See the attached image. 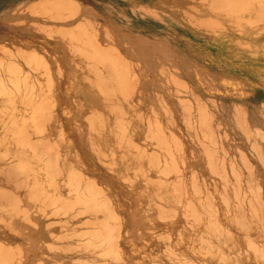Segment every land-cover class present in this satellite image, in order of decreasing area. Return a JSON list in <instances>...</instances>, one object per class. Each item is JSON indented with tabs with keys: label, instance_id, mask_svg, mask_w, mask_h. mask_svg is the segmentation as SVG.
Returning <instances> with one entry per match:
<instances>
[{
	"label": "crops",
	"instance_id": "crops-1",
	"mask_svg": "<svg viewBox=\"0 0 264 264\" xmlns=\"http://www.w3.org/2000/svg\"><path fill=\"white\" fill-rule=\"evenodd\" d=\"M55 17L57 20L54 19ZM87 48L90 51H87ZM88 56L89 58H87ZM83 57H86L85 60ZM86 59L89 60L86 61ZM94 69L97 71L94 72ZM109 72L112 74L109 75ZM44 73L46 74L44 75ZM83 79L85 80L83 81ZM118 83H122L123 85L120 86L124 88H120ZM117 84L119 88L116 87ZM103 88L108 90L105 92L106 96L105 94L98 95V92L103 93ZM111 93L114 94V98L110 97ZM41 95L42 97H40ZM116 96L121 100H117ZM121 101L123 103H120ZM181 101L183 102L181 103ZM49 103L50 105L54 104L49 107ZM122 105L124 107H120ZM125 107L126 110H124ZM33 116L37 120L40 117L38 121L35 120L37 124ZM6 118H12L15 123H12V119L10 123ZM26 119L28 120L26 121ZM146 119L150 122H147ZM17 120L19 121L17 122ZM85 120H90L94 126L101 124L102 128L97 126L95 128L98 129H93L94 134L99 132L100 138L104 139L105 137V140H111V143L103 139L97 140L99 137L96 138L92 133L91 135V129L87 128L91 124L87 126L89 122L85 123ZM28 123L34 125L35 127L32 126V128L36 130L31 129L30 125L27 126ZM10 124L11 126L15 125L17 129L11 127ZM22 124L24 125L22 126ZM36 125L38 126L36 127ZM21 128L23 129L21 130ZM16 130H19L17 133L21 134L18 135L19 141L17 135L15 138L13 134ZM125 130H127L126 134L122 135ZM120 131L122 132L119 136ZM32 132L34 135H41H35V138ZM11 134L14 136L13 140ZM145 134L148 136H142ZM33 137L36 140H33ZM149 138L150 140H147ZM156 138L160 140L159 143L155 142ZM206 138L208 140H204ZM15 139L18 141V145L16 142H12ZM21 141L23 142L21 143ZM25 141H29V145ZM102 141L106 144H103L104 147ZM20 143L24 145L21 146ZM108 143L110 146L106 148ZM37 145L39 146L37 147ZM155 145L157 148L154 147ZM162 145L167 149L163 150L165 147ZM111 146L112 148L109 149ZM0 147V152L2 151L0 155L4 156L1 155L4 159L0 158V167L2 166L0 168V247L5 252L0 250V264H37L39 262L41 264H79V262L80 264L87 262L88 264H177L174 260L178 257L180 259L177 260H181L182 256L186 257L184 261L189 259V263L186 261L188 264H264V0H0ZM29 147L31 151L28 150ZM135 148L139 151H136ZM89 149L94 150L95 154H99L94 155L93 151L91 152ZM121 150L126 151L121 152ZM144 151L148 152L147 155L151 153L153 159L149 157L150 155L147 156ZM126 152H128L127 155ZM39 153L47 155V159H43L45 156L39 155ZM120 153L121 158L119 157ZM132 153L134 157L136 156L133 158L137 160H135L137 164L134 163L136 167L133 168L134 160L128 158ZM110 154L115 158L110 157L112 161L108 158ZM160 154H164L165 157ZM140 155L146 157L142 159L144 164L139 161V158H142ZM41 156L43 157L41 158ZM157 156L159 159H155ZM38 157L44 160L45 163L41 160L42 165H46L43 166L44 169L47 166L54 169L47 168L45 171H49L43 173L42 165L38 166ZM32 159L35 162H31ZM146 159L152 161L146 162ZM46 160L48 161L46 162ZM154 160L156 162L158 160V162L156 163ZM33 162L38 164L33 165ZM118 162L121 168H118ZM148 162L149 164L152 162L154 165L152 163L151 165L154 167L149 164L148 166ZM15 163L19 166L21 164L22 167H17ZM105 163L108 168V164L114 168H110L109 171ZM114 163L118 164L113 166ZM163 163L169 166L163 167ZM126 164H130L129 168L132 169L130 170ZM155 164L160 165L156 167ZM143 166L144 168H142ZM36 167L38 172L35 171ZM162 167L165 172L161 169ZM21 168L25 169H22L21 172ZM117 169L120 173L116 171ZM70 170L71 172H69ZM106 170L113 171L109 173ZM114 171L117 173L115 174ZM133 171L139 173V177H136ZM161 171L163 175L168 172L167 177L164 175L162 178V174L158 176L162 173ZM34 173L35 176L32 175ZM44 175L51 179L48 178L46 187L44 184L47 180ZM133 175L136 179L133 178ZM37 176L41 177L40 180ZM53 176L57 177L53 178ZM67 177L74 181V183L72 182L73 186L68 184L70 181L67 180ZM141 177L143 178L141 179ZM122 178L125 183L122 182ZM125 178L131 181V185L129 182V184L126 183ZM178 178L180 179L178 180ZM33 180L37 182H33V184ZM158 180L163 182H158ZM38 181L41 185L44 183L45 190ZM82 181L83 183H80ZM150 181L155 182L154 187L160 184L161 187L153 188ZM21 183L27 184V188ZM84 183L88 188H91L90 190L93 188L96 190L99 187L102 191H99V188L97 191L101 194H97L94 190H92L93 193L85 190L90 194L87 195L88 193L83 190L87 189ZM148 183L150 184L148 185ZM36 184L38 187L35 188V191ZM67 184L68 186H66ZM88 184H92L93 188ZM54 185L58 187L54 188ZM162 185L164 186L162 187ZM22 186H24V190ZM48 186L53 188L54 192ZM28 187L31 190H28ZM67 187L69 191L71 187H74L71 189L72 192L75 188H79L81 194L75 189L76 194L74 193V195L76 196L73 197V193H70ZM243 187L244 189H242ZM145 188L152 190L153 196L150 194L151 191L145 193ZM160 188L161 191H159ZM47 189H50V193L47 192L49 191ZM56 189H58V195L61 193L60 198L56 197ZM44 191L47 193H43ZM32 192L36 196L38 193L41 194L36 197ZM82 192H84L83 197L88 196L84 200L81 196ZM1 193H5L6 196ZM30 193L33 197L28 199L31 196ZM78 193L81 200L77 196ZM94 193L95 195H93ZM96 194L97 197L100 196L99 199ZM235 196L237 197L235 198ZM34 197L36 199H33ZM61 197L70 202L68 211L65 209L67 203L63 202L64 207L61 208L64 209H62L64 213L59 210L58 205L54 207L57 204L55 201H58V204L62 203ZM72 197L74 203L71 202ZM101 197L107 199L108 203L105 204L106 200L104 203L99 202ZM15 198L17 199L15 200ZM39 198L44 202L47 198L46 202L50 201L51 203L54 199L55 204L49 202L51 204L49 206L48 203L49 209L47 210L51 208V212L46 210L47 205L46 208L43 207L46 202L43 203ZM76 199L78 203H76ZM89 199L95 201L92 202ZM160 200H163V204ZM79 201H84L86 206L89 202L92 205L89 204L90 207H86L82 204L83 207H81ZM198 201L201 203H197ZM12 203L15 206L18 205L16 210ZM93 203H95L94 206ZM99 203L100 207L103 204L112 206H108L107 210L112 212V214L109 213L111 216L115 215L117 219L119 218L116 223L112 222L115 220L114 216L107 217V213L103 212L107 206L103 205L104 208L101 209L102 207L97 206ZM75 204L78 205L75 206ZM189 205L191 206L189 207ZM73 206L76 208L72 209ZM156 206L160 209L155 208ZM199 206L201 207L199 208ZM205 206L206 208H204ZM21 208L23 209L22 213ZM90 208L93 210L90 211ZM165 208H170L174 212L169 213L167 209L165 212ZM202 208L204 211L201 210ZM17 209L21 210L18 215ZM99 209L102 210V213ZM72 210L75 211L71 212ZM82 210H85L87 214L85 215ZM194 210L195 217L196 215L201 216L199 213L202 214L201 218L197 217L199 221L192 217ZM214 210L217 211L216 214ZM58 211L62 213V216H66V212L68 215L59 217L61 215H57ZM155 211L158 212L155 214L156 216L153 215ZM239 211L243 213L241 214ZM48 212L55 216L51 215L50 217ZM213 214L217 215V222L214 220V223L209 221L213 220L211 217ZM181 216H191L192 218L184 219ZM106 217L107 219H105ZM160 217L165 218L161 219ZM58 218L60 221L65 219L66 223L64 221L59 223ZM84 219L89 220L87 222ZM82 221H86V223ZM188 221H191V224ZM52 222L58 223L60 227L58 224L54 225L53 223L52 225ZM81 222L82 225L84 224L83 227H81L82 225L76 227ZM98 223L99 227H103L100 229L101 234L105 233L102 234L105 236V238L102 236V239L105 240L100 239ZM32 224H34V228ZM235 224H238L239 227ZM254 225H257V229ZM95 226L97 230L99 229L98 231ZM88 227L92 230L90 231ZM222 227L227 230H223ZM205 228L210 229L207 231L212 234L211 236L205 231ZM78 230L80 232H77ZM82 230L83 232H81ZM84 231H88L87 234ZM109 232L115 235L114 237L118 235L115 242H113L115 238L110 237ZM73 233L76 236L73 235L72 238ZM82 233L85 237L83 239H81ZM224 234L225 237H222ZM75 237L77 239H74ZM78 238L80 240L76 242ZM98 240L103 245L98 242L96 244ZM202 240L206 241L202 242ZM246 240L249 242L246 243ZM90 241L91 243H89ZM92 241L93 247L95 245L93 249L99 248L98 250L94 251L91 248ZM59 243L62 246H59ZM74 243L76 245L73 247L76 250L71 252L69 249L70 253L66 251V247L70 248ZM108 243L113 244L114 247ZM49 244L53 246L52 249L49 248ZM79 245L82 247L81 251L77 249ZM104 245H107L108 248L105 249ZM63 246L65 248L61 249ZM110 246L113 248V253L110 254L109 251L106 254L108 249L111 250ZM248 248L249 250H247ZM252 248L253 250L256 248L257 251L254 252ZM116 249L118 250L116 251ZM71 250L73 249L71 248ZM91 251L94 255H90ZM115 251L117 253H114ZM101 252L104 253L102 254L104 256L99 254L102 256L99 259L95 254ZM163 252L166 254H162ZM164 256L169 257V262L167 259L165 260ZM113 257H119V260L113 259ZM182 263L184 262L182 261Z\"/></svg>",
	"mask_w": 264,
	"mask_h": 264
},
{
	"label": "bare ground",
	"instance_id": "bare-ground-1",
	"mask_svg": "<svg viewBox=\"0 0 264 264\" xmlns=\"http://www.w3.org/2000/svg\"><path fill=\"white\" fill-rule=\"evenodd\" d=\"M235 5H236V4H235ZM233 6H234V4H233ZM252 8H253V7H252ZM60 17H61V16H60ZM54 19L57 20L56 17H55ZM73 31H74V30H73ZM78 31H79V30H78ZM65 34H66V33H65ZM65 34H64V35H65ZM48 36H49V35H48ZM66 36H67V35H66ZM61 37H62V36H61ZM72 43H73V42H72ZM76 44H77V43H76ZM67 48H68V46H67ZM76 48H77V47H76ZM69 49H70V48H69ZM72 49H73V47H72ZM72 49H71V52H72ZM75 50H76V49H75ZM88 50H89V49L87 48V51H88ZM89 51H90V50H89ZM15 52H16V51H15ZM15 52H14V54H15ZM91 52H92V51H91ZM18 53H19V51H18ZM18 53H17V55H18ZM72 53H73V52H72ZM89 53H90V52H89ZM95 54H96V53H95ZM15 55H16V54H15ZM77 55H78V54H77ZM12 56H13V55H12ZM12 56H11V57H12ZM91 56H92V55H91ZM16 57H17V56H16ZM30 57H31V56H30ZM92 57H93V56H92ZM81 58H82V57H81ZM84 58H86V57H83V60H85ZM87 58H89V56H88ZM14 59H15V58H14ZM20 59H21V58H20ZM88 60H89V59H86V61H88ZM94 60H97V59H94ZM101 60H102V59H101ZM101 60H100V61H101ZM15 61H16V60H15ZM43 61H44V59H43ZM100 61H99V62H100ZM104 61H105V60H104ZM12 62H13V61H12ZM93 62H94V61H93ZM97 62H98V61H97ZM31 63H32V62H31ZM104 63H105V62H104ZM104 63H102V64H104ZM106 63H108V62L106 61ZM16 64H17V63H16ZM41 64H42V63H41ZM45 64H46V63H45ZM99 64H101V63H99ZM14 65H15V64H14ZM107 65H108V64H107ZM121 65H122V64H121ZM110 66H111V65H110ZM47 67H48V66H47ZM106 67H108V66H106ZM115 67H116V66H115ZM26 68H27V67H26ZM108 68H109V67H108ZM108 68H107V69H108ZM123 68H124V67H123ZM21 69H22V68H21ZM35 69H36V68H35ZM38 69H39V68H38ZM47 69H48V68H47ZM103 70H104V69H103ZM32 71H33V70H32ZM41 71H42V70H41ZM57 71H58V70H57ZM96 71H97V70H96ZM96 71H95V69H94V72H96ZM99 71H100V70H99ZM99 71H98V72H99ZM114 71H115V70H114ZM128 71H129V70H128ZM98 72H97V73H98ZM105 72H106V71H105ZM127 73H129V72H127ZM45 74H46V73H44V75H45ZM108 74L111 75L112 73L110 74V72H109ZM38 75H39V74H38ZM40 75H42V74H40ZM109 75H108V76H109ZM29 76H30V75H29ZM36 76H37V75H36ZM108 76H107V78H108ZM112 76H113V75H112ZM21 77H22V76H21ZM118 77H119V76H118ZM39 78H40V77H39ZM109 78H110V77H109ZM128 78H129V77H128ZM34 79H35V78H34ZM105 79H106V78H105ZM110 79L112 80V78H110ZM29 80H30V79H29ZM45 80H46V79H45ZM84 80H85V79H83V81H84ZM111 80H110V81H111ZM105 81H106V80H105ZM115 81H116V80H115ZM106 82H107V81H106ZM113 82H114V81H113ZM128 82H129V81H128ZM128 82H127V83H128ZM108 83H110V82H108ZM115 83H117V82H115ZM28 84H29V83H28ZM32 84H33V83H32ZM118 84H119V83H118ZM118 84H117V86H116L117 88H119V87H120V88H124L123 86H122V87L120 86V85H123L122 83L119 84V87H118ZM31 87H32V86H31ZM101 87H102V86H101ZM104 87H105V85H104ZM116 87H115V88H116ZM128 87H129V86H128ZM131 87H132V86H131ZM106 88H107V87H106ZM132 88H133V87H132ZM134 88H135V87H134ZM96 89H98V88L96 87ZM96 89H95V90H96ZM108 89H109V88H108ZM100 90H101V89H100ZM102 90H104L103 93H100V92L97 91V92H98V95L101 94V95L103 96V95L105 94V96H106V93H105V92H108V90H105V88H103ZM109 90H111V89H109ZM14 91H15V89H14ZM26 91H27V90H26ZM120 91H121V90H120ZM120 91H119V92H120ZM112 93H113V92H112ZM112 93H111V94H112ZM120 93H121V92H120ZM35 94H36V93H35ZM111 94H109L110 97H111V98H114V97H113L114 94H112V96H111ZM118 94H119V93H118ZM25 96H27V95H25ZM19 97H20V96H19ZM35 97H36V96H35ZM40 97H42V95H41ZM111 98H109V99H111ZM116 98H117V100H119V101L121 100L120 98L118 99V96H116ZM127 98H128V97H127ZM19 99H20V98H19ZM45 99H46V98H45ZM125 99H126V98H125ZM29 100H30V99H29ZM22 101H23V100H22ZM45 101H46V100H45ZM123 101H124V100H123ZM123 101H121L120 103H123ZM177 101H178V100H177ZM10 102H11V100H10ZM20 102H21V101H20ZM24 102H25V101H24ZM125 102H126V100H125ZM182 102H183V101H181V103H182ZM185 102H186V101H185ZM179 103H180V102H179ZM15 104H16V103H15ZM32 104H33V103H32ZM53 104H54V103H51V105H50V103H49V105H50L49 107H51ZM163 104H164V103H163ZM189 104H191V103L189 102ZM45 105H47V104H45ZM81 105H82V104H81ZM125 105H126V104H125ZM31 106H32V105H31ZM19 107H20V105H19ZM38 107H39V106H38ZM53 107H54V106H53ZM120 107H124V105H122V106H120ZM13 108H14V107H13ZM22 108H23V106H22ZM115 108H116V107H115ZM144 108H145V107H144ZM19 109H20V108H19ZM31 109H32V108H31ZM33 109H34V108H33ZM33 109H32V110H33ZM51 109H52V108H51ZM120 109H121V108H120ZM120 109H119V110H120ZM145 109H146V108H145ZM180 109H181V108H180ZM13 110L16 111L15 109H13ZM25 110H26V109H25ZM34 110H35V109H34ZM45 110H48V109H45ZM121 110H122V109H121ZM124 110H126V107H125ZM11 111H12V109H11ZM114 111H115V110H114ZM127 111H128V110H127ZM129 111H130V110H129ZM40 112H41V111H40ZM89 112H90V111H89ZM123 112H124V111H123ZM151 112H152V111H151ZM151 112H150V113H151ZM36 113H37V112H36ZM115 113H116V111H115ZM126 113H127V112H126ZM129 113H130V112H129ZM121 114H122V113H121ZM127 114H128V113H127ZM127 114H126V115H127ZM151 114L154 116L153 113H151ZM164 114H165V113H164ZM184 114H185V113H184ZM87 115L90 116L89 114H87ZM95 115H96V114H95ZM109 115H110V114H109ZM199 115H201V114H199ZM20 116H21V115H20ZM38 116H39V115H38ZM40 116H42V115H40ZM130 116H131V115H130ZM137 116H138V115H137ZM137 116H136V117H137ZM139 116H141V115H139ZM143 116H144V115H143ZM191 116H192V114H191ZM23 117H24V116H23ZM33 117L35 118V116H33ZM85 117H87V116H85ZM154 117H155V116H154ZM154 117H153V118H154ZM19 118H20V117H19ZM28 118H29V117H28ZM39 118H40V117H39ZM39 118H38V120H39ZM95 118H96V117H95ZM149 118H150V117H149ZM182 118H184V117H182ZM194 118H195V117H194ZM197 118H198V116H197ZM209 118L211 119V117H209ZM6 119H7V118H6ZM8 119H9V122H10V123H11V121H13L12 118H8ZM8 119H7V120H8ZM11 119H12V120H11ZM22 119L24 120V118H22ZM32 119H33V118H31V120H32ZM85 119H86V118H85ZM87 119H88V118H87ZM89 119H90V117H89ZM121 119H122V118H121ZM139 119H141V118H139ZM147 119H148V117H147ZM147 119H146V121L148 122L149 120H147ZM187 119H188V118H187ZM10 120H11V121H10ZM20 120H21V119H20ZM23 120H22V121H23ZM27 120H28V119H26V121H27ZM31 120H30V121H31ZM35 120L38 121L36 118L34 119V121H35ZM151 120H152V119H151ZM153 120H154V119H153ZM189 120H190V119H189ZM194 120H195V119H194ZM197 120H198V119H197ZM18 121H19V120H17V122H18ZM22 121H21V122H22ZM32 121H33V120H32ZM34 121H33L32 123H34ZM36 121H35V122H36ZM139 121H140V120H139ZM144 121H145V120H144ZM146 121H145V122H146ZM191 121H192V119H191ZM23 122H24V121H23ZM84 122H85V123H86V122H89V124L87 123V126H89V125L91 124L90 126H91L92 128H91L90 126L87 127V128H88L89 130L91 129L90 134H91V133L94 134L93 129H94L95 127H97L98 125L94 126V123L92 124V123L90 122V120H89V121H88V120H87V121L85 120ZM136 122H137V121H136ZM149 122H150V121H149ZM152 122H155V121H152ZM189 122H190V121H189ZM211 122H212V121H211ZM12 123H15V122L13 121ZM26 123H27V122H26ZM38 123H40V122H38ZM138 123H139V122H138ZM16 124H17V123H16ZM19 124H20V122H19ZM24 124H25V123H24ZM24 124H22V126H23ZM36 124H37V122H36ZM44 124H45V123H44ZM125 124H126V123H125ZM156 124H157V123H156ZM191 124H192V123H191ZM17 125H18V124H17ZM29 125H30V128H31V129L36 130V129L32 128V126H34V125H31L30 123H28L27 126H29ZM42 125H43V124H42ZM102 125H103V124H102ZM196 125H197V124H196ZM10 126H11V124H10ZM12 126H13L14 129H17V128H15V125L12 124ZM12 126H11V127H12ZM37 126H38V125H36V127H37ZM39 126L41 127V124H39ZM93 126H94V127H93ZM99 126H100V128H102L101 124H99ZM99 126H98V127H99ZM140 126H142V125H140ZM158 126H160V125H158ZM201 126L203 127V124H202ZM204 126H205V125H204ZM3 127H4V126H3ZM11 127H10V128H11ZM16 127H17V126H16ZM20 127H21V126H20ZM34 127H35V126H34ZM186 127H187V126H186ZM13 128H12V129H13ZM30 128H29V129H30ZM38 128H39V127H38ZM103 128H104V127H103ZM127 128H128V127H127ZM147 128H148V126H147ZM151 128H152V127H151ZM157 128H158V127H157ZM194 128H195V127H194ZM210 128H211V127H210ZM19 129H20V128H19ZM22 129H23V128H21V130H22ZM95 129H98V128H95ZM203 129H204V128H203ZM21 130H20V131H21ZM33 130H31V131H33ZM41 130H42V129H41ZM78 130H79V129H78ZM123 130H124V129H123ZM123 130H122V131H123ZM153 130H154V129H153ZM164 130H165V128H164ZM184 130H185V129H184ZM11 131H12V130H10V132H11ZM18 131H19V130H18ZM18 131L16 130L13 134H14L15 138H16V135H17V139H18V141H19L20 139H19V136H18V135H21V134H18V133H19ZM98 131H100V130H98ZM122 131L119 132V136L121 135L120 133H121ZM126 131H127V130H125L124 133L122 132V135H123V134L125 135V134H126ZM145 131H146V130H145ZM8 132H9V130H8ZM12 132H13V131H12ZM17 132H18V133H17ZM36 132L39 133V131H36ZM101 132H102V131H101ZM149 132H150V131H149ZM189 132H190V131H189ZM192 132H193V131H192ZM199 132H200V131H199ZM204 132H205V131H204ZM16 133H17V134H16ZM32 133H33V132H32ZM147 133H148V132H147ZM194 133H195V132H194ZM13 134H11V136H12L11 139L14 138ZM41 134H42V131H41ZM41 134H35V135H36V136H37V135L39 136V135H41ZM80 134H81V133H80ZM84 134H85V133H84ZM87 134H88V133H87ZM92 134H91V135H92ZM96 134L99 135L100 133L97 132V133L94 134V135L96 136V138L99 137V138H97V140H98V139H99V140H100V139H103V138H100V137H101L100 135L98 136V135H96ZM203 134H204V133H203ZM33 135H34V133H33ZM35 135H34V137H35ZM101 135H103V133H101ZM136 135H137V134H136ZM152 135H153V134H152ZM195 135H196V134H195ZM199 135H200V134H199ZM218 135H219V134H218ZM257 135H258V134H257ZM25 136H26V135H25ZM25 136H24V137H25ZM85 136H86V135H85ZM88 136H89V135H88ZM88 136H87V137H88ZM115 136H116V135H115ZM142 136H148V135L145 134V135H142ZM161 136H162V135H161ZM192 136H193V135H192ZM206 136H207V135H206ZM5 137H7V136H5ZM22 137H23V136H22ZM26 137H27V136H26ZM30 137H31V136H30ZM34 137H33V140H36V139H34ZM90 137H91V136H90ZM92 137H93V136H92ZM149 137H151V134H149ZM165 137H166V136H165ZM188 137H189V136H188ZM201 137H202V135H201ZM20 138H21V137H20ZM35 138H36V137H35ZM118 138H119V137H118ZM118 138H117V139H118ZM146 138H147V137H146ZM146 138H145V139H146ZM158 138H159V137H158ZM167 138H168V136H167ZM196 138H197V137H196ZM209 138H210V137H209ZM89 139H92V138H89ZM94 139H95V138H94ZM94 139H93V140H94ZM111 139H112V138H111ZM119 139H120V138H119ZM197 139H198V138H197ZM8 140H9V139H8ZM12 140H13V139H12ZM12 140H11V141H12ZM22 140H23V139H22ZM39 140H40V139H39ZM103 140H105V137H104ZM106 140H107V139H106ZM106 140H105V141H106ZM147 140H150V138L147 139ZM151 140H153V139L151 138ZM156 140H157V141H155V142H157V143L160 142V140H158L157 138H156ZM188 140H189V138H188ZM204 140H208V138H206V139H204ZM204 140H203V141H204ZM18 141L15 139V140L12 141V142H16V143H17ZM23 141H24V140H23ZM23 141H21V143H22ZM94 141H95V140H94ZM110 141H111V140H110ZM110 141L107 140L106 142L111 143ZM114 141H115V140H114ZM158 141H159V142H158ZM25 142L28 143V145H29V141H28V142L25 141ZM37 142L39 143L40 147H42V145L40 144V142H39V141H37ZM37 142H36V144H38ZM96 142H97V141H96ZM116 142H117V141H116ZM122 142H123V141H122ZM122 142H120V143H122ZM149 142H151V141H149ZM166 142H167V141H166ZM176 142H177V141H176ZM179 142H180V141H179ZM214 142H216V141H214ZM21 143H20V144H21ZM90 143H91V141H90ZM99 143H101V141H99ZM109 143H108V145L106 146V148H108V146H110ZM113 143H114V142H113ZM120 143H119V145H120ZM152 143H153V142H152ZM157 143H156V144H157ZM168 143H169V142H168ZM191 143H192V142H191ZM201 143H202V142H201ZM14 144H15V143H14ZM14 144H13V146H14ZM96 144H98V142H97ZM103 144H105V142L102 141V145H103ZM203 144H204V143H203ZM16 145H18V143H17ZM16 145H15V148H16ZM22 145H24V144H21V146H22ZM34 145H35V144H34ZM39 145H37V147H38ZM105 145H106V144H105ZM105 145H103V147H104ZM112 145H113V144H112ZM145 145H146V144H145ZM175 145H176V144H175ZM181 145H182V144H181ZM193 145H194V144H193ZM25 146H27V145H25ZM25 146H24V148H25ZM35 146H36V145H35ZM35 146H34V148L36 149ZM100 146H101V145H100ZM137 146H138V145H137ZM137 146H136V147H137ZM162 146H163V145H162ZM162 146H161V147H162ZM17 147H18V146H17ZM19 147H20V146H19ZM31 147H32V145H31ZM93 147H94V146H93ZM101 147H102V146H101ZM101 147H100L101 150H103V149L105 150V148L102 147V148H103V149H102ZM151 147H153V146H151ZM154 147L157 148L156 145H155ZM163 147H165V146H163ZM176 147H177V146H176ZM216 147H217V146H216ZM252 147H254V146H252ZM21 148H22V147H21ZM42 148H43V147H42ZM55 148H56V147H55ZM110 148H112V146L109 147V149H110ZM132 148H134V147H132ZM158 148H160V147L158 146ZM202 148H203V146H202ZM202 148H201V149H202ZM217 148H218V147H217ZM0 149H1V147H0ZM30 149H31V148L29 147L28 150L31 151ZM35 149H34V151L38 152V151L35 150ZM38 149H39V148H38ZM40 149H41V148H40ZM118 149H120V148H118ZM164 149H167V148L165 147V148H163V150H164ZM171 149H172V148H171ZM207 149H208V146H207ZM213 149H215V148L213 147ZM219 149H220V148H219ZM10 150H11V149H10ZM28 150H27V151H28ZM89 150H90V149H89ZM98 150H99V149H98ZM127 150H128V149H127ZM135 150H136V148H135ZM146 150H147V149H146ZM159 150H160V149H159ZM163 150H161V151H163ZM180 150H181V149H180ZM202 150H203V149H202ZM208 150H209V149H208ZM211 150H212V148H211ZM5 151H6V150H5ZM12 151H13V150H12ZM90 151H91V152L93 151L92 153H94V155H98V154H99V153H98V154H97V153L95 154L94 150H90ZM95 151H96V150H95ZM117 151H118V150H117ZM122 151L124 152V151H126V150H121V152H122ZM136 151H139V150L137 149ZM213 151H214V150H213ZM215 151H217V150H215ZM222 151H223V150H222ZM6 152H7V151H6ZM14 152H15V151H14ZM39 152H40V151H39ZM144 152H145V151H144ZM151 152H152V151H151ZM154 152H155V151H154ZM169 152H170V151H169ZM173 152H174V151H173ZM181 152H182V151H181ZM203 152H204V151H203ZM224 152H225V151H224ZM0 153H2V151H1ZM51 153H52V152H51ZM127 153H128V152H126V155H127ZM129 153H130V152H129ZM147 153H148V152L146 151L145 154L147 155ZM156 153H157V152H156ZM162 153H164V152H162ZM5 154H6V153L4 152V155H5ZM7 154H8V153H7ZM10 154H11V153H10ZM14 154H15V153H14ZM14 154H13V156H14ZM31 154H32V153H31ZM31 154H30V156H31ZM33 154H34V153H33ZM33 154H32V155H33ZM36 154H37V153H36ZM40 154H42V153H39V155H40ZM46 154H47V153H46ZM103 154H104V153H103ZM150 154H151V153H150ZM150 154H149V155H150ZM154 154H155V153H154ZM209 154H210V153H209ZM1 155L3 156V154H1ZM1 155H0V158H2ZM8 155H9V154H8ZM8 155H7V156H8ZM24 155H25V154H24ZM42 155L45 156V154H42ZM75 155H76V154H75ZM78 155H79V154H78ZM111 155H112V154L109 155V157H108L109 159H110V157H113V156H114V155H112V156H111ZM132 155H133V156H132ZM132 155L129 154V157H128V158H131V159L134 160L133 162L131 161V162L133 163V164L131 163V164H132V168H133V167L135 166L134 163L137 164V162H135L136 159H134V158H136V156L134 157V154H133V153H132ZM149 155H147V156H149ZM151 155H152V154H151ZM151 155H150L149 157H151ZM160 155H163L162 157H165L164 154H160ZM160 155H159V156H160ZM25 156H27V155H25ZM25 156H24V157H25ZM35 156H37V155H35ZM43 156H41V158H42ZM50 156H51V154H50ZM56 156H57V155H56ZM71 156H72V155H71ZM100 156H101V155H100ZM131 156H132V157H131ZM142 156H143V155H140V157H142ZM152 156H153V155H152ZM211 156H212V154H211ZM3 157H4V156H3ZM5 157H6V156H5ZM24 157H23V158H24ZM46 157H47V155H46L43 159H45ZM53 157H55V156H53ZM57 157H58V156H57ZM97 157H98V156H97ZM119 157H120V158L122 157L121 153L119 154ZM133 157H134V158H133ZM172 157H173V156H172ZM8 158H9V157H8ZM10 158H11V155H10ZM10 158H9V159H10ZM31 158H32V156H31ZM31 158H30V159H31ZM38 158H39V157H38ZM69 158H70V157H69ZM99 158H100V157H99ZM105 158H106V156H105ZM113 158H114V157H113ZM113 158H112V159H113ZM144 158H146V157L139 158V161H141V163H142V161H143L142 159H144ZM151 158H152V157H151ZM160 158H161V157H160ZM166 158H167V157H166ZM2 159H4V158H2ZM5 159H6V158H5ZM28 159H29V158H28ZM34 159H35V158H34ZM46 159H47V158H46ZM48 159H49V157H48ZM102 159H103V158H102ZM114 159H115V158H114ZM131 159H130V160H131ZM137 159H138V158H137ZM149 159H150V158H149ZM149 159H146V162H147ZM152 159H153V158H152ZM155 159H159L158 156H157ZM162 159H163V158H162ZM162 159H161V160H162ZM164 159H165V158H164ZM213 159H214V158H213ZM221 159H222V158H221ZM13 160H14V158H13ZM41 160H42V159L39 158V161H37V162H39V164L41 163L40 165H39L38 163H34L35 161H34L33 159L31 160V162L34 161V162L32 163L33 165H34V164H38V166H41V165H42ZM110 160H111V159H110ZM215 160H216V159H215ZM10 161H11V160H10ZM42 161L44 162V160H42ZM47 161H48V160H46V162H47ZM101 161H102V160H101ZM111 161H112V160H111ZM123 161H124V157H123ZM136 161H137V160H136ZM149 161H152V160H149ZM154 161H155V160H154ZM169 161H170V160H169ZM207 161H208V160H207ZM6 162H7V161H6ZM50 162H52V161H50ZM99 162H100V161H99ZM99 162H98V163H99ZM113 162H114V161H113ZM113 162H112V163H113ZM125 162H126V158H125ZM144 162H145V161H144ZM155 162H156V161H155ZM157 162H158V160H157ZM157 162H156V163H157ZM4 163H5V162H4ZM12 163H13V162H12ZM24 163H25V162H24ZM24 163H23V164H24ZM44 163H45V162H44ZM48 163H49V162H48ZM108 163H110V162H108ZM118 163H119V162H118ZM118 163H114L113 166H115V164H118ZM123 163H124V162H123ZM151 163H152V162H151ZM151 163L149 164V162H148L147 165H148V164L151 165ZM167 163H168V161H167ZM207 163H208V162H207ZM259 163H260V162H259ZM15 164H17V163H15ZM15 164H13V165H15ZM18 164H19V162H18ZM18 164H17V167L19 166ZM26 164H27V163H26ZM49 164H52V163H49ZM99 164H101V163H99ZM99 164H98V165H99ZM124 164H125V163H124ZM142 164H144V163H142ZM152 164H153V163H152ZM163 164H164V163H163ZM163 164H162L163 167H164L165 165H167L166 163H165L164 165H163ZM213 164H214V162H213ZM223 164H224V163H223ZM1 165H2V164H1ZM24 165H25V164H24ZM24 165H23V166H24ZM27 165L30 167L29 164H27ZM33 165H32V166H33ZM105 165L107 166V163H105ZM105 165L103 164L102 166L104 167ZM108 165H109V168H108V166H107V168H108V170L110 171L111 166H110V164H108ZM118 165L120 166V163H119ZM126 165H127L128 168L130 167V164H126ZM149 165H148V166H149ZM153 165H154V164H153ZM153 165H151V166L154 167ZM159 165H160V164H159ZM159 165H158V164H157V165L155 164L156 167H159ZM174 165H175V164L173 163V166H174ZM176 165H177V164H176ZM218 165H219V164H218ZM5 166H6V165H5ZM5 166H3V167H5ZM20 166H21V164H20ZM20 166H19V167H20ZM38 166H37V167H38ZM43 166L45 167L46 165L43 164L41 167H43ZM52 166H53V165H52ZM116 166H117V165H116ZM119 166H118V168H121V166H120V167H119ZM124 166H125V165H124ZM140 166H142V165L140 164ZM144 166H146V165H144ZM144 166H143L142 168H144ZM148 166H146V167H148ZM167 166H169V165H167ZM183 166H184V165H183ZM183 166H182V167H183ZM21 167H22V166H21ZM29 167H28V169L30 170ZM37 167H36V170H35L36 172H38V171H37V169H38ZM44 167H43V169H44ZM135 167H136V166H135ZM163 167H162L161 169L164 170ZM224 167H225V166H224ZM0 168H2V166H1ZM7 168H8V167H7ZM32 168H34V167H32ZM47 168H49V169H51V170L54 169L53 167H49V166H47V167L44 169V172H43V173L49 171V170L45 171ZM83 168H84V166H83ZM113 168H114V167H113ZM113 168H111V169H113ZM116 168H117V167H116ZM132 168H129V169L131 170ZM142 168H141V169H142ZM149 168H150V167H149ZM166 168H168V167H166ZM211 168H212V167H211ZM8 169H9V168H8ZM8 169H7V170H8ZM17 169H19V168H17ZM17 169H16V171H18ZM22 169H23V168L20 169L21 172H22ZM24 169H25V168H24ZM24 169H23V170H24ZM40 169H42V168H40ZM151 169H153V168H151ZM154 169H155V168H154ZM159 169H160V168H159ZM159 169H157V170H159ZM168 169H169V168H168ZM173 169H174V168H173ZM220 169H221V168H220ZM248 169H249V168H248ZM33 170H34V169H33ZM56 170H57V169H56ZM215 170H216V169H215ZM35 171H32V172H35ZM40 171H41V170H40ZM42 171H43V170H42ZM106 171H107V170H106ZM109 171H107V172H109ZM112 171H113V170H111V172H112ZM116 171L119 172L118 169H117ZM125 171H126V169H125ZM125 171H124V172H125ZM134 171H135V170H134ZM134 171H133V173L136 174V177H139V176H138L139 173H137V172L135 173ZM136 171H137V169H136ZM142 171H143V169H142ZM170 171H171V170H170ZM236 171H237V170H236ZM241 171H242V170H241ZM5 172H6V171H5ZM9 172H10V171H9ZM28 172H30V171H28ZM32 172H30V173H32ZM53 172H54V171H53ZM69 172H71V170H70ZM111 172H109V173H111ZM117 172L114 171L115 174H116ZM127 172H128V170H127ZM143 172H144V171H143ZM157 172H158V171H157ZM159 172H160V171H159ZM159 172H158V173H159ZM161 172H162V171H161ZM164 172H165V170H164ZM48 173H50V172H48ZM51 173H52V172H51ZM54 173H55V172H54ZM119 173H120V172H119ZM119 173H118V174H119ZM125 173H126V172H125ZM170 173H171V172H170ZM23 174H24V172H23ZM37 174L39 175V173H37ZM66 174H67V173H66ZM66 174H65V175H66ZM115 174H114V175H115ZM146 174H148V172H146ZM161 174H162V175H161ZM166 174H168V172H166ZM166 174L164 173V175H166ZM213 174H214V173H213ZM237 174H238V172H237ZM237 174H236V177H237ZM16 175H17V174H16ZM18 175H19V174H18ZM20 175H21V173H20ZM32 175L35 176L36 174L34 173V174H32ZM40 175H41V174H40ZM53 175H54V174H53ZM142 175H143V177H144L145 174L143 173ZM160 175L162 176V178H164L163 172L160 173L158 176H160ZM221 175H222V174H221ZM221 175H220V176H221ZM13 176H14V175H13ZM66 176H68V175H66ZM70 176H71V175H70ZM134 176H135V175H133V178H135ZM158 176H157V177H158ZM211 176H212V175H211ZM226 176H227V175H226ZM37 177H38L39 180H40L41 177H40V176H37ZM42 177H43V176H42ZM46 177H47V175H46V176L44 175V178L47 180V181L45 180L46 182L44 181L45 184H44L43 181H42V183L44 184L45 187L47 186L46 184L48 183V181H49V179H50L49 176H48L49 179L46 178ZM56 177H57V176H56ZM56 177L53 176V178H56ZM143 177H141V179H142ZM153 177H155V176H153ZM166 177H167V175H166ZM166 177H165V178H166ZM193 177H194V176H193ZM230 177L232 178V176H230ZM14 178H15V176L13 177V179H14ZM32 178H33V177H32ZM85 178H86V177H85ZM126 178L128 179V177H126ZM126 178H125V179H126ZM18 179H19V178H18ZM18 179H16V180H18ZM27 179H28V178H27ZM36 179H37V178H36ZM36 179H34V180H36ZM72 179L74 180V178H72ZM127 179H126V180H127ZM135 179H136V178H135ZM148 179H149V178H148ZM157 179H158V178H157ZM179 179H180V178H178V180H179ZM199 179H200V178H199ZM24 180H25V179H24ZM34 180L32 181V183L34 182ZM43 180H44V179H43ZM50 180H51V179H50ZM65 180H66V179H65ZM67 180H69L68 177H67ZM79 180H80V179H79ZM86 180H87V179H86ZM89 180H90V179H89ZM126 180H125V181H126ZM128 180H129V179H128ZM128 180H127L126 183L129 182L130 185H131V181H128ZM150 180H151V179H150ZM197 180H198V179H197ZM209 180H211V179H209ZM223 180H224V179H223ZM228 180H229V179H228ZM228 180H227V181H228ZM8 181H9V180H8ZM20 181H21V180H20ZM20 181H19V182H20ZM25 181L27 182V180H25ZM52 181H53V179H52ZM69 181H70V182H68V184H70V186H73V185H72V182L74 183V181H72V180H69ZM76 181H77V180H76ZM76 181H75V182H76ZM80 181H81V180H80ZM114 181H115V180H114ZM123 181H124V179L122 178V182H123ZM145 181H146V180H145ZM154 181H156V180H154ZM211 181H212V180H211ZM22 182H23V179H22ZM35 182H37V181H35ZM35 182H34V183H35ZM38 182H39V181H38ZM61 182H62V180H61L59 183L61 184ZM66 182H67V181H66ZM90 182H91V181H90ZM92 182H94V181H92ZM116 182H117V181H116ZM132 182L134 183L133 180H132ZM147 182H148V181H147ZM147 182H146V183H147ZM150 182H151V181H150ZM156 182H157V181H156ZM158 182H161V183H162L163 181H159V180H158ZM234 182H235V181H234ZM237 182H238V181H237ZM252 182H253V181H252ZM34 183H33V184H34ZM51 183H52V182H51ZM80 183H83V181L80 182ZM123 183H125V182H123ZM129 183H128V184H129ZM210 183H212V182H210ZM239 183H240V182H239ZM246 183H247V182H246ZM22 184H24L25 187L27 186V184H25V183H21V185H22ZM39 184H40V182H39ZM43 184H42V185L40 184V185L42 186V188H43ZM60 184H59V185H60ZM65 184H66V183H65ZM68 184H67L66 186H68ZM149 184H150V183H148V185H149ZM153 184L155 185V182H154V183L151 182V185H152V186H153ZM165 184H166V182H165ZM223 184H224V183H223ZM247 184H248V183H247ZM29 185L31 186L32 184L29 183ZM29 185H28V186H29ZM49 185H50V184H49ZM75 185H76V184H75ZM78 185L80 186L79 183H78ZM78 185H77V186H78ZM84 185H86V184L84 183ZM88 185L91 186L92 184H88ZM123 185H124V184H123ZM160 185H161V184H160ZM160 185H158V186H160ZM166 185H167V184H166ZM175 185H178V184L175 183ZM175 185H173V186H175ZM207 185H208V184H207ZM238 185H239V184H238ZM245 185H246V184H245ZM24 186H22V189H23ZM51 186H52V184H51ZM54 186H55V185H54ZM64 186H65V185H64ZM66 186H65V190H66ZM77 186H76V187H77ZM145 186H146V185H145ZM152 186H151V187H152ZM158 186H157V187H158ZM163 186H164V185H162V187H163ZM247 186H249V185H247ZM32 187H33V185H32ZM36 187H38L37 184L35 185L34 190H35ZM48 187H50V186H48ZM57 187H58V186L56 185L54 188H57ZM83 187H84V186H83ZM91 187H92V186H91ZM102 187H103V186H102ZM133 187H134V186H133ZM142 187H143V186H142ZM157 187H156V186H155V187L153 186V188H157ZM160 187H161V186H160ZM204 187H205V186H204ZM232 187H233V186H232ZM26 188H27V187H26ZM28 188H29L28 190H31L30 187H28ZM40 188H41V187H40ZM40 188H39V189H40ZM50 188H51V187H50ZM72 188H74V187H71V188H70V191H69V188L67 187V190L71 193V192H72V190H71ZM81 188H82V186H81ZM86 188H87V189L84 188L83 190H84V191H85V190H89V192L92 191V190H94V192H96L97 194H99V195L101 194L100 192L98 193V191H97V190H98L97 188H99V187H97L96 190L92 187L93 189L90 190L91 188H90V187L88 188L87 185H86ZM119 188H120V187H119ZM164 188H165V187H164ZM175 188H177V187L175 186ZM175 188H174V190H175ZM240 188H241V186H240ZM24 189H25V188H24ZM24 189H23V190H24ZM43 189H44V188H43ZM52 189H53V188H51V191H52ZM75 189H76V188H75ZM75 189H74L73 192H72V193H73V194H72L73 197L76 196V195H74V193H75V192H74ZM150 189H151V188H150ZM157 189H158V188H157ZM205 189H206V188H205ZM242 189H244V187H243ZM26 190H27V189H26ZM28 190H27V191H28ZM34 190H33V191H34ZM40 190H41V189H40ZM40 190H39V192H40ZM44 190H45V189H44ZM47 190H49V191H47V192L50 193V189H47ZM76 190L79 191V193H80V190H81V189L79 190V188H78V189H76ZM100 190H101V189L99 188V191H100ZM2 191H3V190H2ZM35 191H36V190H35ZM35 191H34V192H35ZM56 191H57V195L55 194L56 197L61 196V193H60V195H58V189H56ZM56 191H55V192H56ZM77 191H76V192H77ZM101 191H102V190H101ZM147 191H149V192L151 191L150 194L152 193V190H147V188H145V193H148ZM155 191H157V190L155 189ZM159 191H161V188H160ZM166 191H167V190H166ZM205 191H206V190H205ZM243 191H244V190H243ZM254 191H255V190H254ZM3 192H4V191H3ZM7 192H8V191H7ZM47 192L44 191L43 193H47ZM52 192H54V190H53ZM89 192H88V191H87V192L85 191V193H88L87 195H90ZM157 192H158V191H157ZM194 192H195V191H194ZM41 193H42V191H41ZM41 193H40V194H41ZM67 193H68V192H67ZM79 193L77 194V196L79 195ZM83 193H84V192H82V195H81L82 197H83ZM92 193H93V191H92ZM92 193H91V194H92ZM155 193H156V192H155ZM204 193H206V192H204ZM223 193H224V192H223ZM244 193H245V192H244ZM255 193H256V192H255ZM30 194H31V193H30ZM32 194H33L34 196H36L33 192H32ZM32 194H31L30 198H28V199H31V197H33ZM36 194H37V192H36ZM40 194L38 193L37 196H39ZM65 194H66V193H65ZM75 194H76V193H75ZM80 194H81V193H80ZM97 194H96V197L98 196ZM165 194H166V193H165ZM189 194H190V193H189ZM208 194H209V193H208ZM208 194H207V195H208ZM258 194H259V193H258ZM1 195H5V193H4V194L1 193ZM51 195H53V194H51ZM69 195H70V194H69ZM84 195H85V194H84ZM87 195H85L83 198H82V197H81V198L84 200L85 197H88ZM93 195H95V193H94ZM144 195H145V194H144ZM147 195H148V194H147ZM151 195L153 196V194H151ZM166 195H167V194H166ZM199 195H200V194H199ZM201 195H202V194H201ZM234 195H235V194H234ZM242 195H243V194H242ZM256 195H257V194H256ZM5 196H6V195H5ZM37 196H36V197H37ZM47 196H48V195H47ZM49 196H50V195H49ZM49 196H48V197H49ZM66 196H67V195H66ZM66 196H65V197H66ZM102 196H104V195H102ZM148 196H149V195H148ZM152 196H151V197H152ZM254 196H255V195H254ZM0 197H1V196H0ZM36 197H34L33 199H36ZM40 197H42V196H40ZM44 197H45V196H44ZM51 197H52V196H51ZM69 197H70V196H69ZM73 197H72L71 199H73ZM78 197H79V200H81V199H80V196H78ZM78 197H77V199H78ZM96 197H95V198H96ZM99 197H100V196H99ZM99 197H97V198L99 199ZM191 197H192V195H191ZM196 197H198V196H196ZM207 197H208V196H207ZM221 197H222V196H221ZM236 197H237V196H235V198H236ZM240 197H241V196H240ZM245 197H246V196H245ZM53 198H54V196H53ZM53 198H52V199H53ZM59 198H60V197H59ZM59 198H58V200H59ZM61 198H62L63 200H65L63 197H61ZM75 198H76V197H75ZM224 198H225V197H224ZM227 198H229V197H227ZM247 198H248V197H247ZM16 199H17V198H15V200H16ZM39 199H40V198H39ZM77 199H76L77 202L75 201L76 203H78V200H77ZM98 199H97V200H98ZM101 199H103V198L101 197L100 200H99V202L102 201V202L104 203L105 200H106L105 204L108 203V202H107V199H103V200H101ZM161 199H162V197H161ZM225 199H226V198H225ZM251 199H252V198H251ZM251 199H250V200H251ZM3 200H4V199H3ZM15 200H14V201H15ZM40 200L42 201V199H40ZM43 200H44V199H43ZM46 200H47V198L45 199V202H46ZM48 200H50V199H48ZM63 200H60V201L62 202V203H61L62 205H61V204H58V201H55V202L57 203V204H55V203L53 202L54 199H53L52 203H51L50 201H47V202H46L47 204H46L44 201H42L43 203H45V206H43V207L46 208V205H47L46 210L49 209V207H48V203L50 202L51 204H53V203L55 204L54 207H57V205H58V208H60L59 210L62 211L63 208H61V207L63 206V202H65V204L67 203V204H66V205H67V208H65V209H67L66 211H68V209H70V208H68L70 202H68V199L65 200V201H63ZM89 200H91V199H89ZM93 200H94V199H93ZM93 200H91V201L94 202L95 200H94V201H93ZM203 200H204V199H203ZM203 200H202V202H203ZM208 200H209V199H208ZM233 200H235V199L233 198ZM236 200H237V202H238V199H236ZM240 200H241V198H240ZM4 201H5V200H4ZM7 201H8V200H7ZM9 201H10V200H9ZM14 201H12V202H14ZM32 201H33V200H32ZM35 201H36V200H35ZM41 201H40V203H41ZM72 201H74V199L71 200V202H72ZM85 201H86V200H85ZM156 201H157V200H156ZM158 201H159V200H158ZM160 201L162 202L163 200H160ZM210 201H211V200H210ZM241 201H243V200H241ZM252 201H253V200H252ZM259 201H260V200H259ZM15 202H16V201H15ZM15 202H14V203H15ZM82 202H84V201H81V202L79 201V206L81 205V207H83L82 204H84V206H86L85 202H84V203H82ZM92 202H91V203H92ZM149 202H151V201H149ZM188 202H189V201H188ZM194 202H195V201H194ZM225 202H226V201H225ZM260 202H262V201H260ZM5 203H6V202H5ZM14 203H12V204L14 205ZM33 203H34V202H33ZM50 203H49V206L51 205ZM72 203H74V202H72ZM80 203H81V204H80ZM143 203H144V202H143ZM197 203H199V201H198ZM200 203H201V202H200ZM200 203H199V204H200ZM211 203H212V202H211ZM228 203H230V202H228ZM228 203H227V204H228ZM241 203H243V202H241ZM247 203H248V202H247ZM250 203H251V202H250ZM250 203H249V204H250ZM252 203H253V202H252ZM15 204H16V203H15ZM17 204H19V203H17ZM89 204H90V202H89ZM89 204H87V206H89ZM96 204H97V203H96ZM105 204H103V205H105ZM140 204H141V203H140ZM162 204H163V202H162ZM186 204H187V203H186ZM190 204H191V203H190ZM206 204H207V203H206ZM231 204H232V203H231ZM42 205H44V204H42ZM66 205H65V206H66ZM70 205H71V204H70ZM76 205H78V204H75V206H76ZM91 205H92V204H90V206H91ZM94 205H95V203H93V206H94ZM101 205H102V204H101ZM103 205H102V206H103ZM157 205H158V204H157ZM204 205H205V204H204ZM225 205H226V204H225ZM234 205H235V204H234ZM255 205H256V204H255ZM262 205H263V204H262ZM9 206H10V205H9ZM14 206H15V205H14ZM59 206H60V207H59ZM87 206H86V207H87ZM90 206H89V207H90ZM93 206H92V208L95 209V207H93ZM97 206H98L99 208L102 207V206L100 207V203H99V205H97ZM97 206H96V210H97ZM106 206H107V205H105V207H106ZM108 206H110V205L108 204ZM108 206L105 208L106 210L103 209L104 207H102L101 209H103V212L107 213V217H110L111 214H112V212H108V210H107ZM151 206H152V205H151ZM159 206H160V205H159ZM190 206H191V205H189V207H190ZM231 206H232V205H231ZM237 206H238V205H237ZM10 207H11V206H10ZM10 207H9V208H10ZM12 207H13V206H12ZM16 207H18V205H16L15 208L13 207L14 210H16ZM63 207H64V206H63ZM70 207H71V206H70ZM77 207H78V206H77ZM110 207H112V206H110ZM145 207H146V206H145ZM145 207H144V209H145ZM152 207H153V206H152ZM160 207H161V206H160ZM160 207L157 208V206H156L155 208L160 209ZM200 207H201V206H199V208H200ZM211 207H212V206H211ZM244 207H245V206H244ZM247 207H248V206H247ZM52 208H53V207H52ZM73 208H74V206L72 207V209H73ZM75 208H76V207H75ZM75 208H74V209H75ZM146 208H147V207H146ZM149 208H150V207H149ZM204 208H206V206H205ZM213 208L215 209L216 206L213 207ZM213 208H212V209H213ZM238 208H239V207H238ZM260 208H261V207H260ZM43 209H44V208H43ZM101 209H99V210H100V212L102 213V210H101ZM108 209H109V208H108ZM166 209L168 210L167 212H169V213H171V211H173V210H170V208H165V209H164L165 212H166ZM208 209H209V205H208ZM254 209H255V208H254ZM0 210H1V207H0ZM2 210H4V208H2ZM12 210H13V209H12ZM19 210H20V209H17V211H16L17 215L19 214L18 212H20L21 210H22L21 213L23 212V209H22V208H21L20 211H19ZM50 210H51V208H50ZM50 210H47V211H50ZM56 210H57V208H56ZM63 210H64V209H63ZM92 210H93V209L90 208V211H92ZM104 210H105V211H104ZM110 210H111V209H110ZM154 210H156V209H154ZM189 210H190V209H189ZM201 210L204 211L203 208H202ZM226 210H227V208H226ZM240 210H241V209H240ZM258 210H259V209H258ZM30 211H31V210H30ZM42 211H43V210H42ZM52 211H53V210H52ZM74 211H75V210H72L71 212H74ZM82 211H84V214H85V215L87 214V213H85V210H82ZM160 211H161V210H160ZM160 211H159V212H160ZM162 211H163V210H162ZM190 211H191V210H190ZM234 211H235V210H234ZM50 212H51V211H50ZM50 212H48V213H50ZM59 212H60V211H58V213H57V215H61V216H59V217H66V216L68 215L67 212H66V216H65V215L62 216V213H61V212L59 213ZM62 212H63V211H62ZM69 212H70V211H69ZM71 212H70V213H71ZM100 212L97 211V213H100ZM153 212H154V211H153ZM153 212H152V213H153ZM173 212H174V211H173ZM173 212H172V213H173ZM184 212H185V211H184ZM214 212H215V214H216L217 211L214 210ZM232 212H233V211H232ZM239 212L241 213V211H239ZM250 212H251V211H250ZM250 212H249V214H250ZM256 212H257V211H256ZM21 213H20V215H21ZM25 213L27 214V212H25ZM25 213H24V214H25ZM53 213H55V212H53ZM63 213H64V212H63ZM70 213H69V214H70ZM78 213L80 214V210H79ZM81 213H83V212H81ZM95 213H96V212H95ZM97 213H96V214H97ZM101 213H100V214H101ZM109 213H111V214H109ZM157 213H158V212H157ZM157 213H156V211H155V213H154L153 215H155V214H157ZM160 213H161V212H160ZM185 213H186V212H185ZM195 213H196V212H195V210H194V214H193V212H192V214H193L192 217H193V218H195V219L198 220V218H201V217H202V214H201V213H199L201 216L196 215V217H195V216H194ZM242 213H243V212H242ZM242 213H241V214H242ZM247 213H248V212H247ZM3 214H4V213H3ZM42 214H43V213H42ZM42 214H40V215H42ZM88 214H89V213H88ZM92 214H93V212H92ZM137 214H138V213H137ZM147 214H148V212H147ZM167 214H168V213H167ZM173 214H175V213H173ZM204 214H205V213H204ZM204 214H203V215H204ZM237 214H238V213H237ZM49 215H50V217H51V215H52V217L55 216V214H52V213H50ZM49 215H48V216H49ZM70 215H71V214H70ZM81 215H82L81 217H83V214H81ZM109 215H110V216H109ZM158 215L160 216V214H158ZM158 215H157V216H158ZM165 215H166V214H165ZM182 215H183V214H182ZM235 215H236V214H235ZM244 215H245V213H244ZM259 215H260V214H259ZM72 216H73L72 218H74V215H72ZM113 216H114V217H113ZM113 216H111V217L115 218V220H113L112 222H115V223H116V221H117L119 218L117 219V217H115V215H113ZM155 216H156V215H155ZM206 216H207V215H206ZM249 216H250V215H249ZM3 217H4V216H3ZM8 217H10V216H8ZM46 217H47V216H46ZM57 217H58V216H57ZM57 217H56V218H57ZM76 217H77V216H76ZM76 217H75V218H76ZM81 217H80V218H81ZM92 217H93V216H92ZM107 217H106L105 219H107ZM111 217H110V218H111ZM146 217H147V216H146ZM169 217H171V216H169ZM181 217L184 218V219H185V218L187 219V218H189V217H191V216H189V217H183V216H181ZM192 217H191V218H192ZM197 217H198V218H197ZM211 217H213V218H212L213 220L210 219L209 221L213 222V221L215 220V221L217 222V220H216L217 215L214 216V214H213V216H211ZM233 217H234V216H233ZM4 218H5V217H4ZM20 218H21V217H20ZM110 218H109V219H110ZM156 218H157V217H156ZM160 218H161V217H160ZM163 218H165V217H163ZM163 218H161V219H163ZM214 218H215V219H214ZM238 218H239V217H238ZM252 218H253V217H252ZM45 219H46V218H45ZM69 219H70V217H69ZM157 219H158V218H157ZM206 219H207V218H206ZM235 219H237L236 216H235ZM6 220H7V219H6ZM64 220H65V219H64ZM64 220L60 221L59 218H58L59 223H60V222L63 223ZM66 220H67V219H66ZM84 220H86V221L88 222L89 219H84ZM147 220H148V219H147ZM191 220H192V222H194L193 219H191ZM233 220H234V219H233ZM240 220H241V219H240ZM240 220H239V221H240ZM1 221H2V220H1ZM21 221H22V219H21ZM69 221H70V220H69ZM86 221H85V222L82 221V222L86 223ZM103 221H104V220H103ZM109 221H110V220H109ZM164 221H165V220H164ZM175 221H176V220H175ZM198 221H199V220H198ZM236 221H237V220H236ZM2 222H3V221H2ZM25 222H26V221H25ZM54 222H57V221H54ZM54 222H52V225H53ZM64 222H65V221H64ZM82 222H81L80 225L78 224L76 227L81 226V225H82ZM101 222H102V220H101ZM101 222H100V224H102ZM105 222H106V221H105ZM159 222H161V221L159 220ZM188 222H189V221H188ZM206 222H208V221H206ZM234 222H235V221H234ZM237 222H238V221H237ZM259 222H260V221H259ZM6 223H7V222H6ZM23 223H24V221H23ZM27 223H29V222H27ZM49 223H51V222H49ZM62 223H61V224H62ZM65 223H66V222H65ZM213 223H214V222H213ZM213 223H212V224H213ZM242 223H243V222H242ZM244 223H245V222H244ZM252 223H253V222H252ZM257 223H258V222H257ZM11 224H12V223H11ZM41 224H42V223H41ZM57 224H58V223H57ZM57 224L54 223V225H57ZM103 224H104V223H103ZM106 224H107V223H105V225H106ZM185 224H186V223H185ZM189 224H191V221L189 222ZM210 224H211V223H210ZM239 224H240V222H239ZM255 224H256V223H255ZM263 224H264V222H263ZM263 224H262V225H263ZM6 225H7V224H6ZM29 225H30V224H29ZM33 225H34V224H32V227L34 228ZM45 225H47V224H45ZM48 225H49V224H48ZM58 225H59V224H58ZM64 225H66V224H64ZM83 225H84V224H83ZM83 225H82L81 227H83ZM97 225H98V227H99V223H98ZM97 225H96V226H97ZM207 225H208V224H207ZM235 225H238V224H235ZM235 225H234V226H235ZM7 226H8V225H7ZM50 226H51V225H50ZM73 226H75V225H73ZM91 226H93L92 223H91ZM96 226H95V227H96ZM100 226H101V225H100ZM106 226H107V225H106ZM189 226H190V225H189ZM212 226H213V225H212ZM240 226H241V228H242V224H241ZM254 226H255V225H254ZM256 226H257V225H256ZM256 226H255V228H256ZM59 227H60V225H59ZM86 227H87V224H86ZM89 227H90V226H89ZM89 227H88V229H89ZM108 227H109V226H108ZM116 227H117V226H116ZM118 227H119V226H118ZM194 227H195V225H194ZM210 227H211V225H210ZM214 227H215V225H214ZM216 227H218V226L216 225ZM238 227H239V225H238ZM3 228H4V227H3ZM92 228H94V227H92ZM100 228H103V227H99V229H100ZM110 228L112 229V228H113V225H112V227H110ZM220 228H221V226H220ZM222 228H223V230L225 229L224 227H222ZM235 228H237V226H235ZM244 228H246V226H244ZM252 228H253V227H252ZM63 229H64V228H63ZM88 229H87V230H88ZM94 229H95V228H94ZM99 229H98V230H99ZM111 229H110V230H111ZM116 229H117V228H116ZM208 229H209V228H207V229L205 228V231L208 232V231H207ZM256 229H257V228H256ZM263 229H264V228H263ZM58 230H59V229H58ZM60 230H61V229H60ZM66 230H67V229H66ZM89 230H90V229H89ZM89 230H88V231H89ZM91 230H92V229H91ZM91 230H90V231H91ZM96 230H97V227H96ZM98 230H97V231H98ZM102 230H106V229H102ZM117 230H118V229H117ZM209 230H210V229H209ZM223 230H222V231H223ZM225 230H227V229H225ZM11 231H12V229H11ZM37 231H38V230H37ZM88 231H86V232H88ZM97 231H96V232H97ZM106 231H107V230H106ZM106 231H104V232H106ZM218 231H220V230L218 229ZM236 231H237V230H236ZM260 231H261V230H260ZM77 232H80V230H78ZM81 232H83V230H82ZM86 232L84 231V233H86ZM94 232H95V230H94ZM101 232H102V231H101V229H100V230H99V233H100V235H101V238H100V237H99V238H100L101 240H105V239H102V236H103V238H105V236L102 235V234H105V233H102V234H101ZM115 232H116V230H115V226H114V233H115ZM118 232H119V230H118ZM206 232H205V234H206ZM220 232H221V231H220ZM225 232H226V231H225ZM258 232H259V231H258ZM64 233H65V232H64ZM75 233H76V232H75ZM75 233H73V234L71 235V237H72L73 235L76 236ZM106 233H107V232H106ZM110 233H111V232H109V236L112 237L113 239L115 238V239L113 240V242H115L116 237H117L118 235H116V237H114L115 235L110 234ZM199 233H202V232H199ZM216 233H217V232H216ZM216 233H215V234H216ZM221 233H223V232H221ZM228 233H230V232H228ZM261 233H262V232H261ZM62 234H63V233H62ZM66 234H68V233H66ZM86 234H87V233H86ZM92 234H93V232H92ZM116 234H117V233H116ZM208 234H209V232H208ZM213 234H214V233H213ZM218 234H220V233H218ZM77 235H78V234H77ZM82 235H83V233H82ZM82 235H79V236L81 237ZM88 235H89V234H88ZM88 235H87V236H88ZM90 235H91V234H90ZM90 235H89V236H90ZM95 235H96V234L94 233V236H95ZM97 235H98V234H97ZM202 235H203V234H202ZM209 235L211 236L212 234L210 233ZM209 235H208V236H209ZM216 235H217V234H216ZM220 235H221V234H220ZM48 236H49V235H48ZM60 236H61V235H60ZM85 236H86V235H85ZM89 236H88V237H89ZM92 236H93V235H92ZM107 236H108V234H107ZM166 236H168V235H166ZM198 236H199V235H198ZM214 236H215V235H214ZM217 236H218V235H217ZM217 236H215V238H217ZM49 237H50V236H49ZM67 237H69V236H67ZM206 237H207V235H206ZM222 237H225V234H224V236H222ZM50 238H51V237H50ZM72 238H73V237H72ZM72 238H71V239H72ZM83 238H85L84 235L82 236L81 239H83ZM86 238H87V237H86ZM89 238H91V237H89ZM93 238H94V237H93ZM96 238H97V236H96ZM96 238H95V239H96ZM106 238H107V237H106ZM117 238H118V237H117ZM151 238H152V237H151ZM154 238H155V237H154ZM219 238H220V237H219ZM74 239H77V237H75ZM95 239H94V240H95ZM217 239H218V238H217ZM58 240H60V239H58ZM62 240H63V239H62ZM79 240H80V238H78V241L76 240V242H79ZM84 240H85V239H84ZM86 240H87V239H86ZM89 240H90V239H89ZM89 240H88V241H89ZM117 240H118V239H117ZM199 240H200V239H199ZM221 240H222V239H221ZM44 241H45V240H44ZM88 241H86V242H88ZM99 241H100V240L96 241V244H97V242L100 243ZM204 241H206V240H204ZM204 241L202 240V242H204ZM230 241H231V239H230ZM54 242H55V241H54ZM72 242H73V241H72ZM104 242H105V241H103V243H104ZM210 242H211V241H210ZM219 242H221V241H219ZM247 242H249V240H248V241L246 240V243H247ZM250 242H251V241H250ZM61 243H62V242H61ZM81 243H83V242H81ZM89 243H91V241H90ZM89 243H87V245H88ZM105 243H106V242H105ZM207 243H208V241H207ZM246 243H245V247H246ZM59 244H60V243H59ZM83 244H85V243H83ZM100 244H102V243H100ZM106 244H107V243H106ZM108 244H109V243H108ZM110 244H111V243H110ZM110 244H109V245H110ZM166 244H167V243H166ZM253 244H254V243H253ZM0 245H1V243H0ZM45 245H46V244H45ZM63 245H65V244H63ZM74 245H76V243L72 244V247H70V248H69V247H68V248L66 247L67 250H66V249H65V250H66V251H69V249H70L71 252H72V251H75L76 249H75V247H73ZM80 245H81V244H80ZM80 245H79V247H77V249H78L79 251L82 250V247H80ZM89 245H90V244H89ZM91 245H92V247H91L92 249L95 248V245H94V247H93V241H92V244H91ZM102 245H103V244H102ZM102 245H100V246H102ZM111 245H112V247H114L113 244H111ZM207 245H209V244H207ZM254 245H255V244H254ZM48 246H50V244H49ZM54 246H55V245H54ZM59 246H62V245L60 244ZM77 246H78V245H77ZM85 246H86V245H85ZM104 246H105L106 248H105V247H103V248H105V249L108 248L107 245H104ZM250 246H251V245H250ZM9 247H10V246H9ZM51 247H53V246H50L49 248H51ZM83 247H84V246H83ZM112 247L110 246V249H111V250H109V249H108V251L105 250V251H106V254H107V252H109V251H110V252H109L110 254L113 253V248H112ZM208 247L210 248V246H208ZM255 247L257 248V246H255ZM2 248H4V247H2ZM58 248H59V247H58ZM64 248H65V247L63 246V248H61V249H64ZM71 248H72L73 250H71ZM85 248H87V247H85ZM96 248H97V247H96ZM100 248H101V247H100ZM189 248H191V247L189 246ZM226 248H227V247H226ZM253 248H254V247H253ZM253 248H252V250H253ZM256 248H255V250H253L254 252L257 251ZM10 249H11V248H10ZM51 249H52V248H51ZM51 249H50V250H51ZM74 249H75V250H74ZM87 249H88V248H87ZM98 249H99V248H98ZM98 249H95V250H98ZM101 249H102V248H101ZM101 249H100V250H101ZM165 249H166V248H165ZM165 249H164V251H165ZM205 249H206V247H205ZM0 250H1V247H0ZM14 250H15V248H14ZM14 250H13V251H14ZM47 250H48V249H47ZM54 250H55V249H54ZM54 250H53V251H54ZM89 250H91V249H89ZM89 250H88V251H89ZM93 250H94V249H93ZM95 250H94V251H95ZM103 250H104V249H103ZM117 250H118V249H116V251H117ZM169 250H170V249H169ZM206 250H208V249H206ZM216 250H217V248H216ZM227 250H228V249H227ZM247 250H249V248H248ZM259 250H261L260 247H259ZM1 251H2V250H1ZM1 251H0V252H1ZM4 251H5V250H4ZM58 251H59V249H58ZM62 251L64 252V250H62ZM66 251H65V252H66ZM70 251H69V253H70ZM111 251H112V252H111ZM116 251H115L114 253H117ZM217 251H218V250H217ZM250 251H251V250H250ZM262 251H263V250H262ZM2 252H3V251H2ZM54 252H55V251H54ZM65 252H64V253H65ZM76 252H77V251H76ZM83 252L85 253L86 251H83ZM83 252H81V253H83ZM92 252H93V251H91V253H90V252H88V253H90V255H92V254H93ZM214 252H215V251H214ZM260 252H261V251H260ZM3 253H5V252H3ZM6 253H7V252H6ZM10 253H11V252H10ZM18 253H19V252H18ZM66 253H67V252H66ZM78 253H80V252H78ZM88 253H87V254H88ZM109 253H108V256H109ZM173 253H176V252H173ZM258 253H259V252H258ZM263 253H264V251H263ZM12 254H13V253H12ZM12 254H10V255H12ZM15 254H16V253H15ZM99 254L102 255V254H104V253L101 252V253H97V255L95 254V256H98L99 259L102 258V256H104V255L100 256ZM162 254H166V253L163 252ZM192 254H193V253H192ZM3 255H4V254H3ZM3 255H2V256H3ZM88 255H89V254H88ZM93 255H94V254H93ZM156 255H157V254H156ZM167 255H169V254H167ZM174 255H175V254H174ZM258 255H259V254H258ZM260 255H261V253H260ZM5 256H6V255H5ZM8 256H9V255H8ZM12 256H13V255H12ZM44 256H45V255H44ZM44 256H43V257H44ZM114 256H116V254H114ZM172 256H173V255H172ZM200 256H201V255H200ZM3 257H4V256H3ZM3 257H2V258H3ZM10 257H11V256H10ZM18 257H19V255H18ZM68 257H69V256H68ZM175 257H176V256H175ZM220 257H221V256H220ZM223 257H224V256H223ZM232 257H233V256H232ZM245 257H246V256H245ZM254 257H255V256H254ZM256 257H257V256H256ZM258 257H259V256H258ZM44 258H46V257H44ZM48 258H49V257H48ZM164 258H165V260L167 259V262H169V261H168V258H169V257L167 258L166 256H164ZM184 258H186V257H184ZM184 258H183V256H182V259H181V260H177V259H180V258L178 257V258H177L176 260H174V261H176L177 264H179V263L181 264L182 261L184 262V263H182V264H188V263H189V261H188L189 259H188V260L186 259V261H188V263H186V261H184ZM187 258H188V257H187ZM263 258H264V257H263ZM3 259H5V261H6V258H5V257H4ZM8 259H9V258H8ZM8 259H7V260H8ZM78 259H79V258H78ZM93 259H94V258H93ZM95 259H96V258H95ZM113 259H117V260H119V257H118V258H117V257H116V258L113 257ZM224 259H225V258H224ZM234 259H235V258H234ZM257 259H258V258H257ZM260 259H261V257H260ZM1 260H2V259H1ZM20 260H22V259H20ZM20 260H19V261H20ZM30 260H31V259H30ZM117 260H116V262L118 263ZM262 260H263V259H262ZM2 261H3V260H2ZM79 261H80V260H79ZM81 261H82V260H81ZM113 261H114V260H113ZM121 261H122V260H121ZM216 261H217V260H216ZM6 262H7V261H6ZM8 262H9V260H8ZM11 262H12V260H11ZM15 262H16V261H15ZM68 262H69V261H68ZM90 262H92V261L90 260ZM90 262H89V263H90ZM114 262H115V261H114ZM178 262H179V263H178ZM0 263H1V262H0ZM16 263H17V262H16ZM39 263H40V262H39ZM39 263H37V264H39ZM76 263H77V262H76ZM85 263H86V261H85ZM92 263H93V262H92ZM170 263H171V261H170ZM172 263H173V262H172ZM202 263H203V262H202ZM12 264H14V263H12ZM29 264H30V263H29ZM35 264H36V263H35ZM40 264H41V263H40ZM55 264H56V263H55ZM58 264H59V263H58ZM60 264H61V263H60ZM77 264H78V263H77ZM79 264H80V262H79ZM86 264H88V262H87ZM174 264H175V263H174ZM193 264H194V263H193Z\"/></svg>",
	"mask_w": 264,
	"mask_h": 264
}]
</instances>
